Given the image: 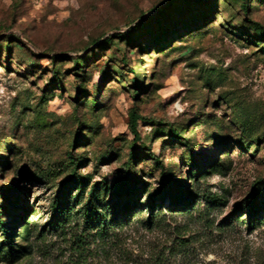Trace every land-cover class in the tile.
<instances>
[{
  "label": "rangeland",
  "instance_id": "rangeland-1",
  "mask_svg": "<svg viewBox=\"0 0 264 264\" xmlns=\"http://www.w3.org/2000/svg\"><path fill=\"white\" fill-rule=\"evenodd\" d=\"M169 1L0 0V264H264V0ZM163 175L152 226L51 225Z\"/></svg>",
  "mask_w": 264,
  "mask_h": 264
},
{
  "label": "trees",
  "instance_id": "trees-1",
  "mask_svg": "<svg viewBox=\"0 0 264 264\" xmlns=\"http://www.w3.org/2000/svg\"><path fill=\"white\" fill-rule=\"evenodd\" d=\"M175 0H171L168 3V7L171 9V11L174 10V2ZM242 11L247 10L246 4L242 1L241 4ZM260 26V25H257ZM139 28V23L135 24L132 28H130L129 31L134 30V33H136ZM12 35H8L7 37H10ZM122 36V35H121ZM119 37V36H118ZM108 40V39H107ZM109 40L112 41L110 38ZM17 41L21 42L20 39H17ZM81 58H75L74 62L78 66L80 64ZM123 64H126V60L123 58ZM132 131L137 136V117L132 114L131 123H130ZM73 162V158L70 160ZM170 177L167 175H163L162 179L160 181V186L156 188L155 194L150 199H147L146 202H139L140 198L138 196H132L131 193L123 194L121 190H117V195L121 197V199H108V198H102L107 197L106 191L104 192L103 196L97 191L96 186H93L89 191L87 192V195H85L84 189L81 190L79 194L75 196V200H73V204L69 203L72 201V198H67L69 200L67 203L68 206L63 208V200L62 196L65 197L66 195H71V192H65L63 191L62 196H57L52 204V220L51 225H58V226H64L65 223H70L73 220L80 221L83 220L84 228L96 230L97 233L103 237V235H106V233L109 232V229L113 227H118L125 225L127 222L130 221V219L133 217V215H137L138 217H141L144 215L143 222L146 223L148 226H152L156 219H160L161 216L164 214L163 210H154L157 207L156 200H158L161 196L164 194H173L175 196L176 194V188H173L172 186L169 188V190L166 192L164 189L165 187L171 182ZM129 178L125 179L124 182H128ZM255 192L251 194V196L254 198L253 203L251 206V211H255L256 209L263 212L261 204V201H257L258 195H260V189H255ZM85 195V198H84ZM68 196V197H71ZM81 199H84V203L79 207H75L74 205H79ZM261 200L264 201V197L261 198ZM148 204L150 207L149 213H146L144 205ZM264 204V203H263ZM176 206V205H174ZM177 207V206H176ZM188 208H184L186 210ZM264 217V216H263ZM254 217L249 218V223L251 224L254 221ZM4 240L2 243V246L7 248V252L9 254H12V249L10 246V239L9 234L4 230ZM0 246V249L1 247ZM160 264H163L160 262Z\"/></svg>",
  "mask_w": 264,
  "mask_h": 264
}]
</instances>
